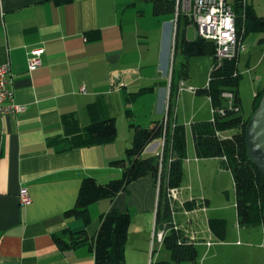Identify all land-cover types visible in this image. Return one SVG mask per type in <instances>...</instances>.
<instances>
[{
    "label": "crops",
    "instance_id": "obj_1",
    "mask_svg": "<svg viewBox=\"0 0 264 264\" xmlns=\"http://www.w3.org/2000/svg\"><path fill=\"white\" fill-rule=\"evenodd\" d=\"M172 18L154 16L152 0H0V64H9L7 85L14 102L25 106L18 113L0 112V264H95L93 239L101 215L111 210L130 216L125 264L171 262L162 243L150 241L158 194L151 175L132 181L112 199L90 203L87 222L64 212L75 205L85 177L106 182L121 175L122 168L111 162L131 143L130 121L148 126L163 118ZM151 30L157 40L153 51ZM184 34L188 38L186 26ZM34 46L43 47L41 64L29 70L28 50ZM186 80L179 83L174 107L175 121L185 127L186 158L172 222L196 247L198 264H264V228L239 226L236 217L235 229L226 225L219 239L208 225L214 216L205 213L209 198L192 192L203 166L224 168L217 157H197L192 138L188 152L191 123L206 120L184 119L179 100ZM110 117L117 129L111 140L73 143L72 129L75 134ZM161 149L162 139H155L141 156H156ZM21 188L29 193L27 204L19 200ZM193 198L208 204L182 208ZM82 230L86 242L65 249L55 243V237Z\"/></svg>",
    "mask_w": 264,
    "mask_h": 264
},
{
    "label": "trees",
    "instance_id": "obj_2",
    "mask_svg": "<svg viewBox=\"0 0 264 264\" xmlns=\"http://www.w3.org/2000/svg\"><path fill=\"white\" fill-rule=\"evenodd\" d=\"M236 13V34L238 41H244L248 31H264V16L255 13L246 0H234ZM174 13V0H152V14L161 16ZM184 28L190 22L185 16H179L176 22L173 58L176 53L183 56L179 67L171 68L167 113L161 120L152 121L143 126L130 121L131 143L124 150V156L111 162L122 168L121 175L106 182H98L94 177H85L79 186L75 205L65 210V217H80L89 220L88 205L100 199H112L132 181L151 175L157 186V206L155 230H164L163 247L170 252L171 262L158 264H179L184 261L198 264V252L194 244L172 222L175 203L169 199L172 188H178L183 179V161L186 158V133L183 124L175 121L174 107L180 81L188 78V60L191 56L208 55L211 57V69L207 84L194 89L196 95L209 97L214 109L212 118L191 123V138L194 151L199 158L217 157L220 166L230 171L235 190V209L237 223L243 227L262 226L264 228V176L257 166L246 156L244 129L249 116L258 104L264 87L255 94L254 107L250 115L240 114L241 106L238 94L240 72L237 64L239 53L230 59L215 58V45L212 41L196 36L186 38L184 28L179 31V22ZM230 91L233 103L228 107L221 94ZM73 130V129H72ZM71 130L72 141L76 144H93L111 140L117 133L113 117L91 122L83 130ZM234 131L229 135H221ZM164 139L161 158L159 155L142 157L145 147L155 139ZM200 204L207 206L208 201L197 203L196 199L185 200L182 208L192 210ZM130 216L127 212L111 210L101 215L100 225L93 239L95 264H125L124 245L127 241ZM208 225L219 239L224 238L226 221L224 218L210 217ZM88 239L84 230L70 233L67 238L55 237V243L65 249L71 248ZM141 264V263H134Z\"/></svg>",
    "mask_w": 264,
    "mask_h": 264
},
{
    "label": "rangeland",
    "instance_id": "obj_3",
    "mask_svg": "<svg viewBox=\"0 0 264 264\" xmlns=\"http://www.w3.org/2000/svg\"><path fill=\"white\" fill-rule=\"evenodd\" d=\"M259 16H264V0H246ZM150 20H153L151 14L146 15ZM180 16V15H179ZM148 20V19H147ZM173 21V18H172ZM149 22V20H148ZM173 23V22H172ZM184 28L182 21L179 22V31ZM174 31V25H173ZM186 35L193 39L196 36L194 26L189 23L186 26ZM174 35L169 45V55L167 56V65L170 70L173 67H179L180 62L184 59L179 53H176L173 58V41ZM151 51L154 50L156 33L150 32ZM159 41V38H158ZM163 42V41H162ZM163 56L160 53V59ZM189 79L184 82V89L181 91L179 105L181 106L184 119L193 121L209 120L212 118V107L209 99L202 95H196L193 91H189V85L193 88H202L207 84L209 72L211 69V57L208 55L191 56L188 60ZM240 72L238 82V94L240 99L241 112L244 117L251 114L255 94L259 89L264 87V31H248L244 41L243 48L240 50L237 64ZM260 91V90H259ZM182 117V118H183ZM189 125H187L188 127ZM234 131H227L221 135H229ZM188 152L192 154V142L190 131H188ZM213 162V161H212ZM205 170L200 181L193 178L194 194L201 196L204 193L209 198V206L206 212L209 216H220L225 218L226 225L230 229H235L236 226V209H235V190L233 179L230 171L223 169L221 172H216L213 165L203 166ZM208 209V211H207ZM184 217H180L183 221ZM162 252L168 251L163 247Z\"/></svg>",
    "mask_w": 264,
    "mask_h": 264
},
{
    "label": "built area",
    "instance_id": "obj_4",
    "mask_svg": "<svg viewBox=\"0 0 264 264\" xmlns=\"http://www.w3.org/2000/svg\"><path fill=\"white\" fill-rule=\"evenodd\" d=\"M234 0H174L173 25L175 27L180 16L187 17L195 28L196 36L212 41L215 45V58L220 62L222 59H230L243 48V41H238L236 34V13L234 11ZM174 43V38L172 45ZM173 49V47H172ZM42 46H34L28 50L27 67L29 70L37 68L41 64ZM9 64H0V112L18 113L25 110L22 104H16L13 93L8 87L7 73ZM83 88H81L82 90ZM194 92V88L189 87ZM228 107L232 106L233 94L224 91L221 94ZM212 109V116L214 109ZM167 113V107L165 114ZM164 139L162 138V147ZM162 151V149H161ZM161 158V152H159ZM168 197L174 203L178 200L177 189L169 190ZM19 200L22 204L30 201L26 188L19 190ZM176 204V203H175ZM164 230H155L151 236V245L162 243Z\"/></svg>",
    "mask_w": 264,
    "mask_h": 264
},
{
    "label": "water",
    "instance_id": "obj_5",
    "mask_svg": "<svg viewBox=\"0 0 264 264\" xmlns=\"http://www.w3.org/2000/svg\"><path fill=\"white\" fill-rule=\"evenodd\" d=\"M244 141L248 160L257 166L261 175L264 176V91L247 120Z\"/></svg>",
    "mask_w": 264,
    "mask_h": 264
}]
</instances>
